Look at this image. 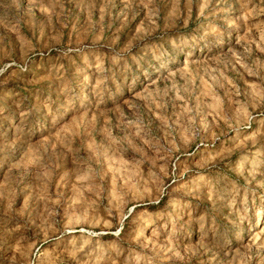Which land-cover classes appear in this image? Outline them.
<instances>
[{"label":"rangeland","instance_id":"obj_1","mask_svg":"<svg viewBox=\"0 0 264 264\" xmlns=\"http://www.w3.org/2000/svg\"><path fill=\"white\" fill-rule=\"evenodd\" d=\"M0 264H264V0H0Z\"/></svg>","mask_w":264,"mask_h":264}]
</instances>
